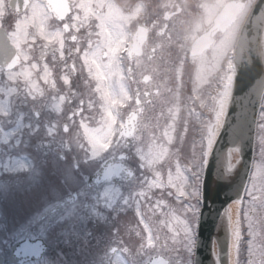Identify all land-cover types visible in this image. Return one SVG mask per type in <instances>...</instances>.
I'll use <instances>...</instances> for the list:
<instances>
[{"label": "snow or ice", "instance_id": "snow-or-ice-1", "mask_svg": "<svg viewBox=\"0 0 264 264\" xmlns=\"http://www.w3.org/2000/svg\"><path fill=\"white\" fill-rule=\"evenodd\" d=\"M164 7L175 10L174 13H165L166 20L170 15L185 17L180 21L182 27L175 43L183 54L178 56L180 65L183 66L190 58L195 68L192 95L188 97L193 106L188 109V116L194 117L200 125L199 152L194 140L192 159L183 167L177 163L175 173L169 168L166 181L157 169L173 155L170 146L179 112V84L174 97L177 107L169 110L171 119L162 136L158 135V124L149 125L143 122V118H138L144 103L139 90L135 93V107L126 118L121 112L133 98L125 83L133 72L131 61L135 58L137 68L141 67L140 57L148 38L149 28L141 23L144 6L124 7L113 0H17L15 5L12 0H0V19L13 8L17 17L10 31L0 23V73L5 77L0 86L3 96L0 99V140L4 145L0 155L9 161L3 165L4 172L26 174L28 186L24 192L30 202L35 201V206L19 217H10L6 210L0 208V244L3 245L0 248V264H50L42 256L41 246L29 245L27 239L47 235L58 240L59 236L71 232L88 242L91 233L87 225L94 218L106 219L103 209L116 212L131 207L133 203L136 215L148 233L146 246L151 249L154 237L140 208L142 200L151 199L149 193L152 189L167 190V195H175L178 201L184 198V215H178L176 210L169 213L173 245L169 251L175 253L182 249L183 255L174 261L161 259L156 264H199L194 255L198 243L194 223L199 214L197 205L203 195L202 171L209 165L219 130L224 126L238 64L255 66L257 63L262 66L260 78L250 89V94L255 91L260 103L261 123L258 125L257 140L261 160L254 165L256 171L252 173L251 183L245 185V192L251 200L244 221L249 237L246 264H264V0H197L192 4L170 3ZM53 20L55 23H52ZM153 27L158 25L154 22ZM82 29L85 30L83 37L78 35ZM82 40H86L83 48ZM172 42L170 38L169 43ZM37 46L38 58L31 54ZM57 53L62 72L60 79L66 86L58 97L53 70L46 61L51 54L54 67ZM77 57L82 61V71L95 81L92 91L98 96V101L90 95L87 108L92 110L98 103V118L84 115L85 100L81 98L79 105L65 118L55 122L47 118L42 120V110L61 114L62 104L66 101L71 103V98L77 96L69 86L68 74L76 71ZM125 59L128 61L127 77L124 75ZM38 79L53 93L50 101ZM143 79L147 82L149 76L145 75ZM84 83L87 85L89 81ZM201 85L212 89L210 102L200 94ZM143 95L148 97L151 93L145 91ZM197 103L200 109L210 113V118H201L202 113L195 107ZM29 104L28 110L23 111L21 106ZM77 117L80 118L78 127ZM89 119L95 120V127L87 123ZM61 126L67 139L60 135ZM73 128L76 129L74 132ZM184 131H188L187 118L184 120ZM145 138L148 141L146 151L139 146ZM33 139L36 140L34 144ZM180 139H184L183 133ZM73 143L84 152L85 163L90 159L99 165L95 182H90L92 177L84 174L79 159L74 157L70 163L64 154L66 149L71 150ZM30 147L35 149L36 156L13 157V151L22 153ZM124 149H129L138 157L140 176L125 165ZM234 150L239 152V146ZM117 153H120L119 157ZM21 159L27 162L20 163ZM117 159L119 162H115ZM233 167L229 163L225 175ZM145 169L152 172L151 178L144 175ZM101 171L106 186L99 192L96 184L100 181ZM137 185L139 191L136 190ZM125 186L127 194L121 191ZM10 191L11 186L7 182L0 183V198L7 199ZM234 203L239 204L240 201ZM160 204L163 200H158L153 207ZM221 215L227 218L232 237L229 255L234 252L237 257L232 264H240L241 220L239 216L233 219L229 208H225ZM110 251L116 253L118 250L111 248ZM120 251L129 253L130 258L112 260L106 252L89 264H149L147 260L136 258L146 254L144 243L140 244L136 256H132L128 248ZM21 253L24 260L17 259ZM29 256L40 259H27ZM56 264H60L59 258Z\"/></svg>", "mask_w": 264, "mask_h": 264}, {"label": "flooded vegetation", "instance_id": "flooded-vegetation-1", "mask_svg": "<svg viewBox=\"0 0 264 264\" xmlns=\"http://www.w3.org/2000/svg\"><path fill=\"white\" fill-rule=\"evenodd\" d=\"M17 0H12V3L15 5ZM114 3L124 7L134 8L135 5L141 4L144 6L142 11L143 19L141 21L143 26L149 28L148 38L146 41V47L143 49V54L140 57L141 67L137 68L136 60L133 58L131 61V67L133 69L131 78L126 79V86L132 95V100L128 104L124 105L121 109L122 114L125 116L128 111H131L135 107V93L137 90L141 93V99L144 101L142 104L143 112L140 113V117L143 118L144 123L149 125H159L158 135L162 136L163 131L168 124V121L171 119L169 115V110H175L177 107V101L174 98L175 93L177 92V85L179 84V112L177 119L175 121V131L173 132L174 140L170 146L171 152L173 155L169 158L168 162L165 163L162 167H159L157 170L161 172L164 180H167V175L169 168L172 172L175 173V168L177 163L182 167L187 165L192 159L193 152V141H197V152H199V140H200V125L196 122L194 117L188 116V109L193 105L188 99L192 95L193 88V76L195 74V68L191 63L190 58L187 59L183 66L180 65L178 56L183 55L179 51L178 45L175 43L176 35L181 30L180 21L185 19V17L176 15L169 16L168 19H165V13H174V9L165 8L164 5L170 3H184L189 4L197 2V0H113ZM22 8V3H21ZM15 11L9 9L6 15L0 19V23L3 24V27L12 30L14 27V21L16 19ZM155 22L158 27H153ZM52 23H55L53 20ZM163 29V31H161ZM134 30V27H133ZM79 36L83 37L85 35V30H81L78 33ZM173 41L169 43V39ZM39 44H43V41H39ZM68 43H71L68 41ZM86 46V40H82L81 47ZM155 49V52H153ZM35 57H39V48H37L31 53ZM152 56V59L149 60V56ZM46 61L49 63L50 67L53 70V78L56 81L59 94H63L66 90V86L63 84V81L60 79L62 75L61 65L59 63V53H57V62L53 67L51 54L46 57ZM71 64V60L68 61ZM128 61L125 60L124 69L127 72ZM177 69H179V81L177 80ZM70 80V87L73 91L77 93V96L71 98V103L68 101L62 104V113L57 114L50 110H42L41 119L47 118L48 120L55 122L58 119H63L67 114L75 107L79 105V100L83 98L85 100L84 104V115L89 116L94 112L88 110L87 101L89 96L96 98L97 95L92 91L95 87V81L88 77L86 71H82V61L79 58H76V71L74 73H68ZM128 76V72L124 74ZM149 76L147 82L144 81L143 77ZM5 77L0 73V86ZM88 80L89 83L85 85L84 81ZM39 85L45 89L48 100H51L53 93L47 85H44L42 80L38 79ZM170 90V91H169ZM148 91L151 93L148 97H144L143 93ZM200 94L210 102L209 93L212 92V89L208 85H201L199 89ZM0 99H3L2 94H0ZM31 105H22L23 111H27L28 107ZM198 112L202 113V119L210 118V113L206 109H200L199 103L195 105ZM188 119V131H184V120ZM80 118H76V126H79ZM27 123V120H25ZM259 123H261L259 118ZM258 123V125H259ZM76 129L73 128V132ZM183 133L184 139H180V135ZM259 134V128L257 127L256 134V145H255V157L253 161L252 171L249 177L248 184L251 183L252 173L256 171L254 165L258 164L261 160L260 156V146L257 140ZM60 135L64 136L65 139L68 137L63 133L62 126L60 130ZM36 142L33 139L32 143ZM148 141L145 138L140 147L147 150ZM4 147L2 140H0V149ZM80 150L74 143L71 146V150H65V155L68 158V161L73 162V158H77L78 152L74 149ZM123 154L126 157L124 161L125 165L135 172L136 176H140L141 170L139 169V159L135 156L134 152L129 149H124ZM13 157L18 155H30V157L36 156L34 148L24 149L22 153H17L13 151ZM120 156V153H117V157ZM84 157V156H83ZM9 162L7 157L0 155V183L7 182L11 186V191L9 192L7 199L0 198V208L7 211L10 217L12 216H22L26 214L30 207L35 206V201L29 203L18 202L19 195L12 186H16V182L19 179H22L24 175L21 174H11L3 171L4 163ZM119 160L117 159V161ZM20 163H26V161L20 160ZM81 168L85 175L92 177L90 182H95L96 173L99 165L89 159L87 163L83 162ZM144 175L149 178L152 177V172L145 169ZM191 176V173H187ZM106 182L103 180V173L100 172V181L96 184V190L102 192ZM136 190L139 191L138 185ZM125 194L128 192L127 186L121 189ZM175 192V189H172ZM151 199H144L141 201L140 211L143 214L145 223L148 224L151 229V234L154 237V247L151 249L146 246V237L148 235L144 230V224L140 223V217L136 215V206L135 203L131 207H124L119 209L116 212H112L111 209H103L104 218H94L87 225V230L91 233V238L88 242H85L82 238L73 235L71 232L66 233L65 235L59 236L57 240L54 237H49L47 235H37L35 239L29 238L26 240L28 242H38L39 240L47 241L46 252L42 255L47 259L50 264H56L58 258L60 264H89L95 258L103 257L107 252L108 258L116 260L117 257L123 260H128L129 253L120 251L123 248H128L132 256H136L137 249L141 243L145 244V253L139 256H136L139 260H147L152 257H162L167 261H173L183 255V250L180 249L178 252H171L169 249L173 247L171 241L172 233L169 231V222L170 216L169 213L172 210H176L178 215H184L182 202L184 198L180 201L176 200L175 195L169 197L167 195V190L161 191L159 189H152L149 193ZM259 196L260 193H255ZM27 198V194L24 195ZM158 200H163V204H160L156 207ZM251 197L245 192L244 198L241 204L239 211V218L241 220L242 227V240L240 244V254L239 261L240 264H246L247 262V241L249 239L247 235V225L244 221L245 211L249 208V201ZM195 203V201H192ZM198 207V205H197ZM140 233V235H137ZM259 243V241H258ZM86 244V247H85ZM167 245V246H165ZM0 248H3V245L0 244ZM111 248H116L118 251L112 253ZM23 253L17 258L21 260L23 258ZM234 260L237 258L233 252Z\"/></svg>", "mask_w": 264, "mask_h": 264}, {"label": "water", "instance_id": "water-1", "mask_svg": "<svg viewBox=\"0 0 264 264\" xmlns=\"http://www.w3.org/2000/svg\"><path fill=\"white\" fill-rule=\"evenodd\" d=\"M261 67L259 63L255 66L238 64L237 67L224 126L219 131L204 173L203 208L195 250L199 264H229L228 222L221 214L228 202L239 198L249 170L259 105L255 91L250 94V89L260 78ZM237 146L239 152L234 150ZM229 163L234 167L225 175Z\"/></svg>", "mask_w": 264, "mask_h": 264}, {"label": "rangeland", "instance_id": "rangeland-1", "mask_svg": "<svg viewBox=\"0 0 264 264\" xmlns=\"http://www.w3.org/2000/svg\"><path fill=\"white\" fill-rule=\"evenodd\" d=\"M92 117H93V116H92ZM87 123H88L90 126H92V127H95V126H96V122H95V120L90 119V120L87 121ZM141 261H142V260H141Z\"/></svg>", "mask_w": 264, "mask_h": 264}, {"label": "bare ground", "instance_id": "bare-ground-1", "mask_svg": "<svg viewBox=\"0 0 264 264\" xmlns=\"http://www.w3.org/2000/svg\"><path fill=\"white\" fill-rule=\"evenodd\" d=\"M230 146H234V145L231 144ZM234 206H235V205H233V209H234ZM233 209H232V212H233Z\"/></svg>", "mask_w": 264, "mask_h": 264}]
</instances>
